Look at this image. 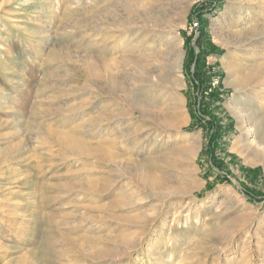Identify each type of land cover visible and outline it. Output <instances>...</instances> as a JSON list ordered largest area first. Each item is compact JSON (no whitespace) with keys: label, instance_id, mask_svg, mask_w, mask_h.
I'll return each mask as SVG.
<instances>
[{"label":"rangeland","instance_id":"374dc122","mask_svg":"<svg viewBox=\"0 0 264 264\" xmlns=\"http://www.w3.org/2000/svg\"><path fill=\"white\" fill-rule=\"evenodd\" d=\"M147 1L0 0V264H264V0Z\"/></svg>","mask_w":264,"mask_h":264},{"label":"bare ground","instance_id":"6f19581e","mask_svg":"<svg viewBox=\"0 0 264 264\" xmlns=\"http://www.w3.org/2000/svg\"><path fill=\"white\" fill-rule=\"evenodd\" d=\"M140 1L142 2L143 0H140ZM144 1H146L145 2V6H148L149 2L147 0H144ZM128 5H130V4H128ZM120 27H121L122 31L125 30V29H127V30L129 29L124 24H122ZM143 30H144V33L147 36L151 35V29H149V27H145L144 26ZM146 57H148V56H146ZM161 67H163V68L165 67V70H163L164 74L160 78L159 84L162 85V86H166V90L173 89L174 86H176V84H177V81L175 80L176 77L174 78V80H172L173 70L176 71V70L179 69V67H180V59L177 61V63L171 69H169L166 65H161ZM96 68H97V66L94 65V64L91 67V69L93 70V74L95 73V76H98L99 73H97ZM144 79L146 81H150V80H148V78L147 79L144 78ZM109 81L111 82V86L110 87L112 89H116V88H118L120 90L124 89L123 82L119 79L118 76H114ZM178 83H179V81H178ZM175 100L178 101L177 98H175ZM138 111H139L140 117L142 118L141 120H144V121L148 120L149 118H151L152 114L156 112V111H153L152 108L150 109L149 107H146V106L139 107ZM163 111L167 112L166 110H163ZM245 111L246 110H245V108H243V104H241V103H238L233 108L234 115L236 116L238 121L241 123L240 129H241L242 133H244V136H243V138L241 140L243 146L247 147L248 149L249 148L253 149L256 152L252 157L248 158L247 162L256 163L257 161L260 160L259 154L261 155V154L264 153V129H263L264 126L262 124V120L261 119H256V116H253V114L252 115L251 114L250 115H246ZM169 114H170V118H168V116H165V120H168V122H170V120H171V113H169ZM154 115H156V114H154ZM189 138L190 137H188V136L187 137L184 136V139H186V140H189ZM75 140H76V138H75ZM77 141H78V139H77ZM192 146H193V144L191 143L189 147L191 148ZM106 155H107V157H109L108 155H110V153L107 152ZM151 175L148 172H146L145 170H142L141 172H139V177L143 181H145L146 183H149L151 186L159 187L160 186L159 181H157L156 178H153Z\"/></svg>","mask_w":264,"mask_h":264}]
</instances>
